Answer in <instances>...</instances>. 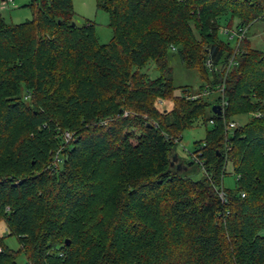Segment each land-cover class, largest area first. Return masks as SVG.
I'll return each instance as SVG.
<instances>
[{"label": "trees", "instance_id": "1", "mask_svg": "<svg viewBox=\"0 0 264 264\" xmlns=\"http://www.w3.org/2000/svg\"><path fill=\"white\" fill-rule=\"evenodd\" d=\"M96 6L105 43L71 0L0 17V222L19 243L0 234V264L20 250L24 264H264V48L244 37L264 0ZM172 51L199 76L178 93ZM148 60L155 76L139 70ZM206 121L178 157L180 130Z\"/></svg>", "mask_w": 264, "mask_h": 264}, {"label": "rangeland", "instance_id": "2", "mask_svg": "<svg viewBox=\"0 0 264 264\" xmlns=\"http://www.w3.org/2000/svg\"><path fill=\"white\" fill-rule=\"evenodd\" d=\"M36 0H6L5 3L0 5V17L6 23H17L25 19L32 17L35 9ZM71 7L73 11V22L76 24L83 23L86 19L93 21L94 32L97 36L99 43H105L109 40L111 35V29L108 23V13L96 6V0H71ZM221 31V29L219 30ZM245 32L244 37H248V43L264 48V21L261 19L254 20ZM220 37H225L221 35ZM233 38H230V43L233 44ZM167 62L171 67L172 83L176 86L173 89V93L179 92L180 85H196L199 81V76L194 68L185 67L180 62L176 53L168 55ZM142 72L148 76H155L158 71L155 69L151 60H148L142 67L139 68ZM27 94V93H26ZM25 95H23L24 98ZM158 105H165L163 100L155 99ZM166 106H168L166 104ZM247 117V114H239L233 116L235 123L243 122ZM209 125L206 121L205 124L194 122L190 126L183 127L180 130L181 138L175 146V153L181 159L188 158V152L192 148V142L195 139H202L205 134V129ZM176 158V157H175ZM179 163V162H178ZM180 165V164H179ZM179 167H183L180 165ZM200 172L193 173L194 177H199ZM234 174L230 161L226 162L225 172L223 174L222 183L224 186L230 187L233 185ZM0 222V234H3V242L11 249L17 250L19 243L15 236L12 234L2 233L3 224ZM15 260L18 264L25 263V256L21 252H17Z\"/></svg>", "mask_w": 264, "mask_h": 264}, {"label": "built area", "instance_id": "3", "mask_svg": "<svg viewBox=\"0 0 264 264\" xmlns=\"http://www.w3.org/2000/svg\"><path fill=\"white\" fill-rule=\"evenodd\" d=\"M5 1H6V0H0V5L2 6V5L5 3ZM223 30L225 31V29H223ZM231 35H236L238 39L241 38V37L244 35V28H239L238 30H232V31H231ZM231 35H230V36H231ZM231 62H232V59L230 58V59L228 60V63H227L226 66H229ZM221 88H222V87L220 86V89H221ZM223 101H224V100H222V102H223ZM222 102L220 103V105L222 104ZM234 125H235V121L230 120V121L227 122V126H226V127H227V128H231V127H233ZM65 137H66V138L68 137V133H66V132H65ZM217 193H218V195H219L220 198H223V192H222L221 188L217 190ZM242 194H243V193H241V195H242Z\"/></svg>", "mask_w": 264, "mask_h": 264}, {"label": "water", "instance_id": "4", "mask_svg": "<svg viewBox=\"0 0 264 264\" xmlns=\"http://www.w3.org/2000/svg\"><path fill=\"white\" fill-rule=\"evenodd\" d=\"M211 110H212L213 112H215V113H219V111H220V109H219V104H217V103H213V104H211ZM175 157H176V154L173 153V155H172V160H174ZM172 160L170 161V163H172ZM178 167H179V163H176V168H178Z\"/></svg>", "mask_w": 264, "mask_h": 264}]
</instances>
